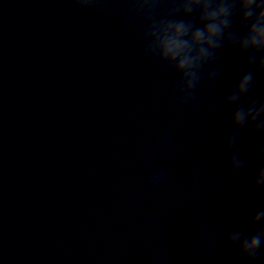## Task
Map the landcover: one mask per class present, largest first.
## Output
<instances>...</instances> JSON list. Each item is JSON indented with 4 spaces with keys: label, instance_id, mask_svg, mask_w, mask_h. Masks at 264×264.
<instances>
[{
    "label": "clouds",
    "instance_id": "9594fccd",
    "mask_svg": "<svg viewBox=\"0 0 264 264\" xmlns=\"http://www.w3.org/2000/svg\"><path fill=\"white\" fill-rule=\"evenodd\" d=\"M74 8L97 15H115L120 24L134 29L142 56L158 62L174 77L169 89L171 110H191L195 92L202 85L214 86L224 72V61L237 54L234 83L222 96L218 108L205 114V124L219 110L230 113L223 134L224 162L232 174L248 167L249 147L240 143L241 133L264 137V88L256 96L258 80L264 77V0H64ZM208 129V127H207ZM211 135L208 129V137ZM173 139L165 133L153 141L145 154L152 161L170 149ZM264 159V144L256 151ZM167 171H154L150 186L166 182ZM254 187L264 188V166L251 176ZM251 222L259 228L251 235L231 230L225 236L240 255L255 260L264 255V191L252 210Z\"/></svg>",
    "mask_w": 264,
    "mask_h": 264
}]
</instances>
